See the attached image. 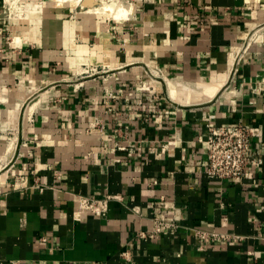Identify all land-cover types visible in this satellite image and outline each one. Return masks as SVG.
Masks as SVG:
<instances>
[{"label":"crops","instance_id":"crops-1","mask_svg":"<svg viewBox=\"0 0 264 264\" xmlns=\"http://www.w3.org/2000/svg\"><path fill=\"white\" fill-rule=\"evenodd\" d=\"M43 1L15 18L0 0V126L20 125L0 264H264V0H124V17ZM240 122L261 164L210 178L208 124ZM80 194L112 196L107 216ZM161 214L178 227L140 237ZM198 229L241 237L201 247Z\"/></svg>","mask_w":264,"mask_h":264},{"label":"built area","instance_id":"built-area-1","mask_svg":"<svg viewBox=\"0 0 264 264\" xmlns=\"http://www.w3.org/2000/svg\"><path fill=\"white\" fill-rule=\"evenodd\" d=\"M208 127L209 134L201 141V152L203 154V169L201 172L217 180L230 179L243 181L250 178L253 173L252 166L258 167L261 164L260 159L252 158L249 153L252 143L261 136V128L242 122L219 127L208 124ZM21 144H25V142H21ZM17 147L18 145L15 147V151H13L14 155L11 157L12 159L16 158ZM112 149H115V146ZM15 161H13L11 166L14 165ZM111 198L112 196L110 195L97 197L80 194V208L83 212L89 211L98 216H107ZM176 227H178V224L175 219L161 214L154 217L152 231H141L138 235L142 238H157L163 230ZM196 236L201 247L220 239H238L241 237L240 235L221 234L204 229H198ZM44 242L45 239L41 238L39 244H43ZM122 255L126 258L130 257L129 252H124ZM88 264L99 263L92 262Z\"/></svg>","mask_w":264,"mask_h":264},{"label":"rangeland","instance_id":"rangeland-1","mask_svg":"<svg viewBox=\"0 0 264 264\" xmlns=\"http://www.w3.org/2000/svg\"><path fill=\"white\" fill-rule=\"evenodd\" d=\"M47 1H51V2L55 1V3L58 5V0H47ZM122 1L125 2L124 0H122ZM43 2H44L43 0H6L7 11H9L11 13V16L15 17V18H23L25 16L28 17L30 12L35 9V7H36L35 4L38 3L40 6H42V5H44ZM67 2H70L69 4H73V5L77 6V7L78 6L81 7L83 5V8H86V7L87 8H92V9L96 8V7H92V6L90 7L87 4H83L84 3L83 0H82V2H77V0H68ZM67 2H65V3H67ZM125 3L129 4L127 2H125ZM17 4H19L18 7H16ZM98 6H99V4H98ZM106 8H108V6H106ZM99 9H100V11H104V12H106V11L107 12H112L111 9H105L103 7V5H101L99 7ZM23 112H24V107H21V115L22 116H23ZM22 119H23V117L21 118V120ZM21 124H22V122H21ZM19 129H20V125L19 126L16 125V124L13 125L11 122L8 123V126H5V127L4 126H2V127L0 126V138H2V140L4 139L6 141V144H7L6 147L7 148H9V146H13L14 147V151H15V147L17 145H19V142H17V135H18V130ZM11 141H13L12 145H11ZM8 154H9V152L7 151V153L4 156H8ZM2 157H0V160H3V159H1ZM15 160H16V158H14V159L10 158L5 164H3V166L0 167V172L1 171H6L8 169V167H10L11 164L13 163V161H15Z\"/></svg>","mask_w":264,"mask_h":264},{"label":"bare ground","instance_id":"bare-ground-1","mask_svg":"<svg viewBox=\"0 0 264 264\" xmlns=\"http://www.w3.org/2000/svg\"><path fill=\"white\" fill-rule=\"evenodd\" d=\"M68 0H58V5L62 6L64 5L65 2H67ZM84 3L83 4H87L88 6H95L99 4V7L101 5H103V7L105 9H111L112 13L116 14L114 16L116 17H124V16H128L127 11H126V7L123 3L122 0H83ZM77 2H82V0H77ZM121 2V3H120ZM108 4V5H107ZM106 6H108V8H106ZM113 9V10H112ZM109 11V10H108ZM33 107L29 108L28 112L29 114L33 111ZM27 117V122L30 121L31 119V115H26ZM13 144V142H11V145ZM13 147V146H11ZM4 160V159H3ZM9 160V158H7L6 160H4L5 162H7ZM2 162V161H1ZM8 170V169H7ZM1 171V175H3V177H8L7 172L8 171Z\"/></svg>","mask_w":264,"mask_h":264}]
</instances>
